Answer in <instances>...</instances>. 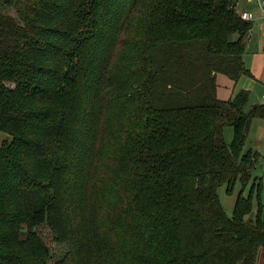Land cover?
Listing matches in <instances>:
<instances>
[{"label":"trees","instance_id":"trees-1","mask_svg":"<svg viewBox=\"0 0 264 264\" xmlns=\"http://www.w3.org/2000/svg\"><path fill=\"white\" fill-rule=\"evenodd\" d=\"M240 1L0 0V264L264 258Z\"/></svg>","mask_w":264,"mask_h":264},{"label":"crops","instance_id":"crops-1","mask_svg":"<svg viewBox=\"0 0 264 264\" xmlns=\"http://www.w3.org/2000/svg\"><path fill=\"white\" fill-rule=\"evenodd\" d=\"M237 8L240 13L248 11L252 15V29L249 32L251 35L243 58L244 66L251 72V76H242L237 82H234L223 75H218L217 96L227 101L241 91H248L251 96V106L261 105L264 104V12L255 0H241ZM256 121H258L256 125L259 126L256 140H264V119L252 121L247 140L252 139V129ZM5 140V134H2L0 144ZM250 150L253 151L252 148ZM257 264H264L262 253L258 257Z\"/></svg>","mask_w":264,"mask_h":264},{"label":"rangeland","instance_id":"rangeland-1","mask_svg":"<svg viewBox=\"0 0 264 264\" xmlns=\"http://www.w3.org/2000/svg\"><path fill=\"white\" fill-rule=\"evenodd\" d=\"M238 37L234 36V39H237ZM258 121L254 122V127L252 129V139L251 140H247V145L245 147L244 152H248V150H250L251 148L253 149V152H257L260 157H259V161L256 165V171L254 172V178L258 179L259 181L263 182L264 185V140L260 141V140H256V135L259 133V126L256 125ZM1 133V132H0ZM3 134V133H2ZM0 134V137L1 135ZM226 141H228V143H232V137H233V129H228L226 132ZM236 189L234 191L233 195H228L227 194V187L226 186H222L219 188L218 190V196L220 198V201H222V204L226 210V213L232 217L233 215V211H234V207L236 204V199L238 194L242 191V185L237 184L236 185ZM250 191V186L249 189L246 190V194L248 195ZM41 236L44 237L45 242L48 244V246L54 251V259L58 260L60 258H62L65 253H66V248L63 245H57L54 242V236L52 235V232L50 231V229H48L47 227H43L41 230Z\"/></svg>","mask_w":264,"mask_h":264},{"label":"built area","instance_id":"built-area-1","mask_svg":"<svg viewBox=\"0 0 264 264\" xmlns=\"http://www.w3.org/2000/svg\"><path fill=\"white\" fill-rule=\"evenodd\" d=\"M256 2L259 4V7L262 8L263 12H264V0H256ZM241 18L244 21H248L251 22L252 21V15L250 14V12H244L241 14Z\"/></svg>","mask_w":264,"mask_h":264}]
</instances>
